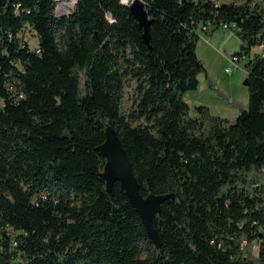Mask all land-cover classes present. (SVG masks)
Returning a JSON list of instances; mask_svg holds the SVG:
<instances>
[{"label": "trees", "instance_id": "trees-1", "mask_svg": "<svg viewBox=\"0 0 264 264\" xmlns=\"http://www.w3.org/2000/svg\"><path fill=\"white\" fill-rule=\"evenodd\" d=\"M140 1L148 44L132 2L76 0L59 18L55 0H0V264H264V5ZM224 25L248 57V108L191 116L197 43ZM107 126L140 193L174 194L159 250L120 184L106 190Z\"/></svg>", "mask_w": 264, "mask_h": 264}, {"label": "rangeland", "instance_id": "rangeland-1", "mask_svg": "<svg viewBox=\"0 0 264 264\" xmlns=\"http://www.w3.org/2000/svg\"><path fill=\"white\" fill-rule=\"evenodd\" d=\"M68 5V8L60 11L59 13H65L73 9L76 0H64ZM229 2L231 0H219ZM237 2H244L245 0H236ZM74 2V3H73ZM254 3L264 5V0H253ZM58 0L56 1L57 7ZM61 10V9H60ZM214 34L213 38L210 35ZM210 35L201 33V36L206 37L199 39L197 43V56L205 67V72L198 75V85L195 90L187 91L183 94L184 101L187 102L190 108V115H197L196 107L205 106L209 109V112L213 116L226 118L229 121H234L240 111L248 108L249 93L248 87L244 84L247 77L245 70V64L248 57H243L235 65L228 63L233 53L239 51L241 41L230 30H224L219 28ZM212 36V35H211ZM227 41L222 44V40ZM27 42L30 48L37 46V38L35 35L28 31ZM264 47H255L252 49L251 55L254 53H262ZM227 58V59H225ZM230 67L231 71L226 72L225 68ZM83 83V81H82ZM132 89L127 85L124 89V98L122 103L123 112H127L131 105ZM249 254L257 257L258 248L257 245L249 247Z\"/></svg>", "mask_w": 264, "mask_h": 264}, {"label": "water", "instance_id": "water-1", "mask_svg": "<svg viewBox=\"0 0 264 264\" xmlns=\"http://www.w3.org/2000/svg\"><path fill=\"white\" fill-rule=\"evenodd\" d=\"M132 16L138 21L140 29H143V39L149 43V24L145 5L140 0H134L129 6ZM68 13H59L55 10V16L64 18ZM244 84H248L247 78ZM97 150L106 160L102 178L105 181L107 191H111L115 182L120 184L121 191L127 196L129 203L141 219L149 239L154 247L159 250L162 246L158 231L154 228L153 220L161 210L164 201L173 198L174 194H149L143 196L140 193L139 183L134 175L130 159L124 149L119 136L112 126H107L104 131V141Z\"/></svg>", "mask_w": 264, "mask_h": 264}, {"label": "built area", "instance_id": "built-area-1", "mask_svg": "<svg viewBox=\"0 0 264 264\" xmlns=\"http://www.w3.org/2000/svg\"><path fill=\"white\" fill-rule=\"evenodd\" d=\"M123 1H124V4H128V3H131V2H132V0H123ZM223 29H224V30H227V26L224 25V26H223ZM239 60H240V59H239L238 56H236V55H232V56H231V59L228 61V63L230 62V64L235 65ZM225 71H226V72H230V71H231V68H230V67H226V68H225Z\"/></svg>", "mask_w": 264, "mask_h": 264}, {"label": "bare ground", "instance_id": "bare-ground-1", "mask_svg": "<svg viewBox=\"0 0 264 264\" xmlns=\"http://www.w3.org/2000/svg\"><path fill=\"white\" fill-rule=\"evenodd\" d=\"M55 1H57V0H55ZM121 2L124 3L123 0H121ZM73 3H74V2H73ZM67 8H68V5L66 4V2H65L64 0H58L57 7H56V10H57L58 12H60V11H62V10H65V9H67ZM60 9H61V10H60ZM70 11H71V10H70ZM70 11H67V12H65V13H68V14H69Z\"/></svg>", "mask_w": 264, "mask_h": 264}, {"label": "crops", "instance_id": "crops-1", "mask_svg": "<svg viewBox=\"0 0 264 264\" xmlns=\"http://www.w3.org/2000/svg\"><path fill=\"white\" fill-rule=\"evenodd\" d=\"M211 35H212V36H211ZM211 35H210V38H213L214 34H211ZM201 38L203 39V41H205V42L207 41V42H208L207 39H208L209 37H208L206 40H204V38H206V37H204V36L202 37V36L200 35V39H201ZM210 38H209V39H210ZM224 38H226V39H223V40H222V44H223L225 41H227L228 36H225ZM197 47H198V46H197ZM197 47H196V50H197ZM196 53L198 54V52H196ZM233 54H234V53H233ZM233 54H232V55H233ZM225 59H227V58H225Z\"/></svg>", "mask_w": 264, "mask_h": 264}]
</instances>
